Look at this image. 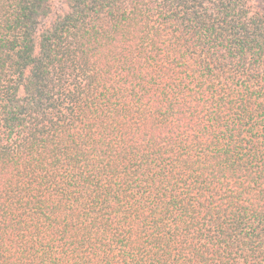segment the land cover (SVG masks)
I'll list each match as a JSON object with an SVG mask.
<instances>
[{"label": "trees", "instance_id": "16d2710c", "mask_svg": "<svg viewBox=\"0 0 264 264\" xmlns=\"http://www.w3.org/2000/svg\"><path fill=\"white\" fill-rule=\"evenodd\" d=\"M0 264H264V0H0Z\"/></svg>", "mask_w": 264, "mask_h": 264}]
</instances>
